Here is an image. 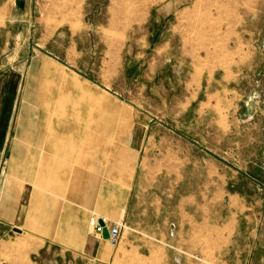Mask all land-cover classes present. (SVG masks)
Returning a JSON list of instances; mask_svg holds the SVG:
<instances>
[{
	"label": "rangeland",
	"instance_id": "374dc122",
	"mask_svg": "<svg viewBox=\"0 0 264 264\" xmlns=\"http://www.w3.org/2000/svg\"><path fill=\"white\" fill-rule=\"evenodd\" d=\"M47 65L57 77L47 76ZM60 75L70 76L58 102L67 116L57 115L55 104L45 113L39 97L62 85ZM11 80L18 95L12 114L14 100H2L11 115L0 188L3 178L25 184L31 198L17 226L22 232L0 216V264H69L80 248L79 225L93 230L90 219L107 199L95 195V180L134 170L127 161L138 154L126 146L132 130L155 142L149 154H169L176 169L184 141L186 156L227 163L234 183L240 172L257 178L237 188L250 205H264V0H0V85ZM90 93L100 101L96 108ZM45 115L50 130L65 125L75 140L83 138L80 161L31 157ZM88 119L92 125L78 133L76 124ZM193 167L184 166L192 183ZM127 201L121 197L123 208ZM65 209L73 228L65 226ZM122 215L123 237L109 243L108 264H147L128 247Z\"/></svg>",
	"mask_w": 264,
	"mask_h": 264
},
{
	"label": "crops",
	"instance_id": "0c3cea01",
	"mask_svg": "<svg viewBox=\"0 0 264 264\" xmlns=\"http://www.w3.org/2000/svg\"><path fill=\"white\" fill-rule=\"evenodd\" d=\"M44 72L53 78L58 75L49 65L44 67ZM68 77L70 76L66 75L62 79L60 75L62 85L59 88H46L39 94L43 99L45 113L55 104L57 115L67 116V113H58V102L62 99ZM17 91L18 84L14 80L9 82L6 89L0 85V173L8 153L9 115L15 109ZM11 99L15 103L10 109V114L8 104L2 100ZM88 102H93L94 106L91 107L100 105L99 99L91 93L88 95ZM45 120L46 115L43 123ZM54 121L56 123V118ZM91 123L92 120L88 119L85 126L76 124L81 126L77 132H83L86 126L92 125ZM44 127V135L37 143L38 149L31 155L34 160L42 163L40 160L48 158L50 164L54 161L62 164L80 161L81 157L76 156V148L85 141L83 138L75 140L74 135L70 134L73 128L54 124L53 130H50L46 123ZM23 137L22 132L20 138ZM57 140L61 141V147L67 149L63 156L57 157L54 152ZM153 144L154 141L146 139V134L140 138L136 130L131 131L126 146L138 156L135 160L127 162L129 165H135L134 170L130 167L127 176L114 173L110 174L112 177H98L95 180V195L107 197L99 207L101 213L98 217H105L112 224L117 222V218L123 213L124 223L129 229L126 237L128 247L143 257L147 264H264V205H250L246 198L247 192L237 188L240 180H259L240 172L234 183L227 163L222 166L209 156H186L184 141H178V148L182 150L177 151V160L182 167L178 166L176 169L168 162L171 158L169 154L168 160L158 157L153 151L149 154ZM20 147V143H17L16 149L19 150ZM20 151L22 153V150ZM143 151L145 154L141 156ZM18 159L14 153L11 158L12 171ZM191 162L194 166L191 173L193 183L190 181V172L184 168ZM49 169L51 170L50 167ZM74 171L76 175L80 173L79 168H74ZM2 181L1 219L11 228L21 227L26 221V206L30 203L31 195L28 196L25 184L15 185L6 178ZM126 195L128 201L123 208L121 197ZM67 212L71 217L66 219L65 226L73 228L72 211L65 209L66 214ZM80 216L87 222V213L85 215L81 211ZM79 226L83 228L81 233H78L80 248L72 252L69 264H108L111 258L109 241L95 233L94 229H90L87 223H81ZM18 257L21 258L20 255Z\"/></svg>",
	"mask_w": 264,
	"mask_h": 264
},
{
	"label": "built area",
	"instance_id": "2783aa9c",
	"mask_svg": "<svg viewBox=\"0 0 264 264\" xmlns=\"http://www.w3.org/2000/svg\"><path fill=\"white\" fill-rule=\"evenodd\" d=\"M102 219H103L104 223L107 225L108 231L110 234L109 238L106 240L109 241V243L113 246L117 245L120 242V240L122 239L124 224L122 222H118V221L110 224L108 222L107 218L103 217ZM99 220H100V217L93 216L90 219V223H91L95 233H97L98 235L103 237L102 233H103L104 226L100 224Z\"/></svg>",
	"mask_w": 264,
	"mask_h": 264
},
{
	"label": "water",
	"instance_id": "95a60500",
	"mask_svg": "<svg viewBox=\"0 0 264 264\" xmlns=\"http://www.w3.org/2000/svg\"><path fill=\"white\" fill-rule=\"evenodd\" d=\"M99 222H100L101 225L104 226L103 233H102L103 238L104 239H108L110 234H109L107 225L104 223L103 219H100ZM12 229L14 231H16V232H22V230L20 228H18V227H13Z\"/></svg>",
	"mask_w": 264,
	"mask_h": 264
},
{
	"label": "bare ground",
	"instance_id": "6f19581e",
	"mask_svg": "<svg viewBox=\"0 0 264 264\" xmlns=\"http://www.w3.org/2000/svg\"><path fill=\"white\" fill-rule=\"evenodd\" d=\"M60 137H61V136H60ZM60 137H59V138H60ZM66 138H68V137H66ZM60 140H61V139H60ZM57 141H58V140H57ZM55 142H56V141H55ZM67 142H68V140H67ZM53 143H54V142H53ZM60 143H61V141H60V142L58 141L57 146L55 147V148H56V151H54V152H56L57 157L60 156V155L63 156L65 153H67V151H66L67 149H66L65 147H61V146H60ZM71 143H72V142H71ZM64 145H66V144H64ZM64 145H62V146H64ZM53 146H55V145H53ZM48 147H49V146H48ZM54 152H53V153H54ZM54 154H55V153H54ZM56 155H55V156H56ZM75 157H76V156H75ZM75 157H74V158H75ZM76 171H77V170H76Z\"/></svg>",
	"mask_w": 264,
	"mask_h": 264
}]
</instances>
